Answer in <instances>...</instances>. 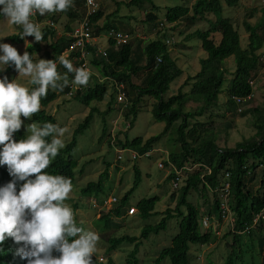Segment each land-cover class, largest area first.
Returning a JSON list of instances; mask_svg holds the SVG:
<instances>
[{"label":"trees","instance_id":"1","mask_svg":"<svg viewBox=\"0 0 264 264\" xmlns=\"http://www.w3.org/2000/svg\"><path fill=\"white\" fill-rule=\"evenodd\" d=\"M223 1L230 8L237 7L240 2V0ZM153 2L154 0H127L124 4L126 3L128 7L137 8L151 5L152 10L158 12L160 8L155 6ZM118 5L119 8L123 4L118 3ZM73 6L67 12H62L72 22L80 18V15H84L82 12L85 11L84 0H74ZM101 9L104 12L98 8V12L91 18V21L95 25L106 17L109 18V21H104L102 27L95 26L97 34L115 29L110 21L114 13L106 15L103 6ZM222 11H224L222 0H196L190 8L168 9L165 20H161L158 14L152 11L146 13L144 22L162 31L163 38L150 41L145 46L142 40H138V46L134 49L131 44L132 37L129 36L128 43L120 46L116 51H108L107 59H102V57L98 60L90 59V64L99 71L104 82H101L99 78L92 77L93 84H88L87 88L77 91L76 95L73 96V100L86 106H90L93 102H102L107 95L105 81H109L114 87L107 105L109 113L115 109V94L118 93L116 84H123L127 88L129 103L125 118L129 120L132 117V124L137 119L143 99L154 100L156 103L154 104L153 115L158 122L166 124L162 134L147 140L142 137L133 140L126 138L125 142L116 139L115 146L110 142L109 146L111 148L132 149L139 155H144L149 151L156 150L155 147L171 133L175 149L170 151L168 159L164 158L161 161L162 169H169L168 181L173 185L180 179L176 172L182 171L181 179L183 182L180 188L176 190L180 196L175 208L173 210L167 209L161 215L162 219L159 223L145 226L140 237H107V244L111 245L108 249L109 252L116 251L124 243L134 244L135 249L125 262L116 263L109 258L106 264H139L140 260L137 258V253L141 246L140 243L152 235H159L166 231L173 219L179 221V233L173 238L170 246L157 251L158 256L152 264H162L167 259L171 264H191L190 250L192 246H208L217 239L216 229L210 227L207 231H202L201 222L205 215L222 220L220 206L223 202L221 197L223 194L221 186L223 182L227 181L225 177L227 173L230 177L228 178L230 183L229 204L234 215V228L228 226L224 235L225 238L233 237V251L227 264H235L234 250L236 248L244 254L243 246L246 245L243 242L244 239H247V246L250 249L254 248L255 243L258 244L260 248L259 258L263 259L264 264V219L260 218L255 224L256 217L264 211V105L255 106V102L258 100L254 95V87L250 86L249 83L254 79L257 70L264 64L261 63L258 54L261 49H264V8L261 19L256 26L253 27L251 24L244 26V31L249 36L246 48L242 46V38L233 23L234 21L224 18L221 15ZM209 15L215 16L214 23L211 22ZM48 17L45 14L39 16V19ZM55 17H51L52 20H56L57 17ZM182 21H188L191 26L196 27L197 30L188 35L186 39L197 38L200 40L202 49L207 56L199 61L200 71L194 76H188L176 94L166 97L171 85L183 75V71L178 66L173 52H171L172 47L175 46V43H172L173 35ZM203 25H206V29L200 31L199 27ZM63 28L64 32L72 33L70 23L64 25ZM19 31L20 34L13 35L9 39L13 42L23 43V39L20 38L22 28ZM42 33L44 39L41 42H35L26 49L33 59L35 55H39L38 53L43 51L42 43L46 44L44 49L47 51L44 54L46 60H52V56L48 52H52L56 57L61 55L70 45L71 40L67 39L66 33L60 38L56 36L53 29L46 28ZM216 33L221 34V38L218 40L214 37ZM180 34L183 35L182 32H179ZM109 43L112 46L114 44L113 42ZM89 50L93 52L92 57L95 56L96 46L89 48ZM79 55V51H73L68 60L78 58ZM231 57L234 58L236 64V70L233 73L229 72L226 64H224ZM158 59H161V63L158 62ZM73 60L80 61V59ZM13 69L14 67H9L7 71ZM59 69L58 73L62 76L67 73L65 68L61 71ZM141 74L143 75L141 83L134 84L133 77ZM227 74H229V79L226 77ZM262 77L264 75H258L256 79ZM68 78L72 80L74 75L68 74ZM64 89L62 92L67 94L69 88L65 87ZM58 90L50 89L48 91L47 97L41 99L42 107H47L57 99L56 91ZM226 94L227 97H225ZM251 95L253 96L249 99ZM221 97H225L226 102L221 103ZM236 100H239V103ZM224 103L229 106L225 107V113L218 119L225 118L227 113L237 114L239 111L243 115L242 117L250 116L256 131L253 137L238 143L235 148H219L218 144L220 138L224 139V133L229 134V130H220L216 127L213 122L212 111L215 108L221 109ZM96 112L98 113L97 108L91 109L89 115L74 131L71 142L60 151L49 168L45 170L46 172L52 175H63L71 180L72 185L75 183V170L78 168V162L73 159L72 155L78 147V138L89 129ZM105 115L103 114V118ZM204 116L206 121L203 122ZM21 119L25 118L22 117ZM32 120L37 125L49 122L58 125L56 118L44 110L35 114ZM230 125L228 123L226 127L229 128ZM107 136V131L104 129L100 141ZM24 137L26 135L21 130L14 134V139L17 142ZM106 163L105 172L97 182H90L81 190V197H94L100 202L101 195L105 194L106 184L110 179L108 171L110 164ZM133 170V187L119 202L114 204V208L109 213L97 220L96 224H102L104 231L111 228L113 217L125 216L130 198L142 182V172L138 165L133 166ZM1 171H7V166L0 167ZM259 176H261L260 188L255 191L256 188L251 186V183H255ZM193 192L198 197L196 204L191 201ZM172 199H175L174 195ZM159 202V197L143 199L138 202L136 208L140 218L147 220L158 215L155 209ZM74 208H78V202L74 204ZM203 210L206 212L203 213ZM78 226L84 227L83 224H78ZM15 247L11 240L5 241L4 250L0 251V264H27L25 260L14 255ZM53 255L58 256L59 253L54 252ZM92 259L93 264H102L94 258Z\"/></svg>","mask_w":264,"mask_h":264},{"label":"rangeland","instance_id":"2","mask_svg":"<svg viewBox=\"0 0 264 264\" xmlns=\"http://www.w3.org/2000/svg\"><path fill=\"white\" fill-rule=\"evenodd\" d=\"M94 1L98 5L99 10L103 11V9H101L103 6L106 15H112L114 13L110 20L111 24H113L117 30L128 33L129 35L131 34V44L133 45V48L136 49L138 46V40H142L143 43H145V46L150 41L163 38L162 31L155 29L154 26L144 22L146 13L152 11L158 14L161 20H165V15L168 9L177 7L190 8L196 0H154L153 4L160 8L158 12L153 11L151 5H145L141 8L128 7L126 3L124 4V2H127V0ZM222 2L224 1L222 0ZM240 2H242V5L240 7L238 6L239 8H237L235 12H232L230 9H224V12L222 11L221 15H223V17L226 19L228 18L234 21L235 27L239 31L242 38V46L243 48H246L249 36L244 31L243 22L245 19H248L252 22V25H255L261 19V10L264 7V0H240ZM118 3H122L123 5L118 8ZM54 15L56 14L50 13L49 19L51 20V17ZM214 17H212V19ZM55 21L59 29H63V26L69 23L73 28L77 23L75 20L72 22L71 19H68L67 15L64 13H60L59 17ZM104 21H109V18L106 17L101 19V23ZM46 26L47 24H44L40 30L44 31ZM177 28L178 29L172 38V43H175V46L172 47L171 52H173L178 66L183 71V75L171 85L169 93L166 97L176 94L188 76L196 75V73H198V71L201 69L199 63L200 59L207 56L206 52L202 49L200 40L197 38L190 40L186 39L188 35L196 30L194 25L191 26L188 21H182ZM199 28L203 27L200 26ZM203 30L205 29H200V31ZM179 32H182L183 35H179ZM18 33L19 30L16 29V26L4 20L3 17H0V38H3L0 42L12 45L17 49L18 54L23 55L26 51L25 49L29 45H32L34 43L33 41L35 40L34 37L31 36L26 37V41L21 44L20 42H13L9 39L11 36ZM214 37L216 40H218L221 38V34L216 33ZM99 44L103 49L107 48V43L105 40ZM45 52L47 51L44 50L43 52L38 53L39 55L36 56V60H46L45 56L43 55ZM48 53L50 54V52ZM258 54L262 56L264 54V49L259 51ZM61 56L64 58L68 57L67 54ZM229 59L230 60L226 66L229 72L233 73L234 70H236V64L233 57ZM142 64L144 65V63ZM262 65L263 66L260 67L255 73V77L253 79L255 85L254 95L258 100L255 102V106L264 105V77L256 79L258 75H264V64ZM93 70L95 71L94 76L100 78L98 71L96 69ZM227 75L228 76L226 77L229 79V74ZM3 76H7L9 82H11L18 78V73L15 71V69H13L12 71L0 73V78ZM142 78V74L140 76L133 77V83L140 84ZM28 79L29 78L27 77H21L17 79L16 82L22 86L30 88L31 85L28 83ZM89 84L92 85L93 82L90 81ZM106 84L107 95L102 102H93L90 106L82 105L80 102L73 100V98L69 100V97L64 96L63 92L58 90L57 99L45 107L46 113L54 116L57 119L58 124H60V127L65 129V134L63 137H61L65 143V146L71 142L74 131L89 115L91 109H98V113H94V117L89 129L83 136L78 138V147L72 155L73 159L77 160L78 162V168L76 169V181L72 185V192L69 194V198L65 201V203L73 210L77 224H83V228L86 231H94L98 233L100 239L93 257H95V260H98V262L104 264L107 263L109 258H111L116 263H123L127 260L130 253L135 249L134 244L129 245L124 243L120 245L116 251L109 252L108 249L111 245L107 244V237H140L145 226L159 223L162 219L161 215L167 209L173 210L175 208L180 196V193L176 190H178L177 188H180L183 182L181 179V182L178 186L173 185V183L168 181V176L170 175L169 169L159 168L161 160L167 158V156L170 154V151L175 149V144L173 145L172 143L171 133L163 138L160 144L155 147L156 150L158 149L160 151L158 152L155 150L152 152V156L150 158L143 156L137 161H132L131 153L133 151L125 150L121 154L122 159L120 161L118 160L119 153L117 151H119L121 148H111L109 146V142L114 145L116 139L125 142L126 138L128 140H133L139 137L147 140L153 136L162 134L166 124L164 122H158L155 119L153 115V109L156 102L150 98L143 99L139 108V114L133 124L131 123L132 117L129 120L125 118L127 107L124 108V105L118 104L116 94V103L114 104L115 109L108 113L107 105L110 100L109 96L114 91V87L109 81H106ZM225 97H227V94ZM225 97H221V103L226 102ZM227 106L229 105L227 104ZM227 106L224 103L221 109L215 108L212 111L214 117L213 122L215 123L216 127L220 130H229L228 135L224 133V139H219V148H235L238 143L249 140L255 135L256 132L253 128V123L250 119V116L242 117L243 115H241L239 111L237 114L227 113L225 118L218 119V117L223 116L225 113V107ZM103 114H106L104 118ZM202 121H206L205 116L202 118ZM31 123L35 122L32 119L25 120V125H30ZM228 123L231 124V128L229 127L230 129L226 127ZM104 129H106L108 136L100 141ZM21 130L26 136L29 134L26 131L25 126H22ZM106 162L110 164L108 170L110 179L109 182L107 181V184L105 183L106 191L104 195H101V198L103 202L105 201L104 205L108 206V208H99L95 210L90 204L91 199L94 198L81 197V190L84 189L88 183L97 182L99 180V177L105 172L107 168ZM135 165H138L142 172V182L138 189H136V191H134L132 194L127 211L131 207L136 208L138 202L143 199L159 197L160 202L156 205L155 209V212L158 213V215L144 220L140 218L139 212L136 210V214L131 217L127 215H125L122 219L113 217L111 228L104 231L102 224H96L97 220L107 213V211L110 212L111 209L114 208V206L110 205V203L108 204V200L111 197L118 198L119 202V200L122 199L124 195L133 187V166ZM260 180L261 176L257 177L255 183H251V186L256 188L255 191L260 188ZM173 195L175 199H172ZM197 200L198 197L196 193L193 192L191 201L196 204ZM76 202H78L77 209L74 208V204H76ZM204 212L206 211L203 210V213ZM178 222V219H173L170 221L166 231L161 232L159 235H152L140 243L141 246L139 247L137 253V258L140 260L139 264H152L158 256L157 251L171 245L173 238L179 233ZM221 226L222 227L219 231L220 233L217 235V239L213 244L208 246L191 247V264H227L228 258L233 251V237L225 238L224 235L227 232V224L225 223ZM205 228H207V226H204L202 231H205ZM243 242L246 244L243 246L244 254L240 253L237 248L234 250L235 264H263V259L259 258L260 248L258 247V244L255 243L254 248L250 249L247 246V239H244ZM162 264H171V262L167 259Z\"/></svg>","mask_w":264,"mask_h":264},{"label":"clouds","instance_id":"3","mask_svg":"<svg viewBox=\"0 0 264 264\" xmlns=\"http://www.w3.org/2000/svg\"><path fill=\"white\" fill-rule=\"evenodd\" d=\"M86 2L87 0H84V15H80L81 17L75 20L77 23L72 28V32L80 22L87 20L96 39L94 44L96 53L92 57L93 52L89 50V56L85 60L77 62L73 60L77 58L68 60L73 53L71 51L73 40L68 36L70 32H64V28L59 29L56 21L52 18L49 19L50 13L56 14L54 16L58 18L60 13L67 12L70 7H74V0H0V17L16 26L18 30L22 28L20 38L23 39V43L26 41V37L30 36L34 37V43L41 42L44 35L40 28L44 24H47L46 28L53 29L58 38L66 33L67 39L71 40L69 47L61 54H67L68 57L64 58L61 55L55 57L50 52L52 60H36L37 55L33 59L28 51L20 55L12 45L0 42V73L7 71L6 69L9 67H14L18 73L17 79L27 77L29 78L28 83L31 85L30 88L22 86L16 82L17 79L9 82L7 76L0 78V167L7 166V171L0 172V177H5L3 185L0 186V251L4 250L5 241L11 240L16 246L14 255L21 260H25L27 264H93L92 258L95 259L93 254L96 252L100 239L98 233L86 231L83 227L78 226L73 210L65 203L72 192L71 180L63 175H52L45 171L65 147V143L61 139L65 134V129L60 127V124L50 122L42 125L36 123L25 125V120L21 119V117H24L31 120L40 111H46L45 107L41 105V99L47 97L50 89H59L62 92L65 87H68L67 94L64 92L63 94L69 97L70 100L76 95L77 91L87 88L89 82H93L92 77H96L93 70L96 68L90 64V59L98 60L101 57L107 59L108 51H116L124 45H118L109 34L113 32L131 35L116 28L97 34L95 26L102 27L103 23L100 20L95 25L91 18L98 12V5L96 4L95 12L88 16ZM222 5L224 9L235 12L242 5V2H239L237 7L234 8L228 7L226 2H222ZM45 14L49 17L39 19V16ZM209 17L211 22L214 23L216 18L213 15H209ZM212 17L214 18L212 19ZM251 23L250 20L245 19L243 26ZM258 23L259 21L255 25L251 24V26L254 27ZM202 27L200 29H206V25ZM18 34H20V31ZM2 39L0 38V41ZM104 40L107 43L105 49L99 44ZM109 42H113V46ZM44 45L46 46L42 43L43 51L45 49ZM91 47L93 46L89 48ZM259 56L261 63H264V54ZM83 64H85V67H83ZM58 68H60V71L65 68L67 73L62 76L58 73ZM68 74L74 75V78L69 80ZM99 79L104 82L101 76ZM250 82H253L250 86L254 87V81ZM125 91L127 99L126 86ZM56 93L58 97V91ZM236 102L239 103V100H236ZM118 104L124 105L122 103ZM128 104L127 101L124 107H127ZM22 126L26 127L29 134L17 142L14 139V134L19 132ZM125 150L133 151L132 149H120L117 152ZM156 151L159 152L160 150L157 149ZM113 199H115V202H112ZM117 202L118 198L116 197H111L108 200V204L110 203L112 206ZM90 204L95 210L108 208L104 205L105 201L103 202L102 199L100 202L95 198L91 199ZM229 208L233 226H231L230 221L224 222L207 215L204 217L211 219L210 227L216 229V236L220 233L221 225L225 223L227 224L226 228L228 226L234 228V215L231 212L230 204ZM135 209L137 210V208ZM128 211L126 209L125 215L127 216H129ZM201 223L203 227V220ZM205 229L207 231L208 228ZM54 252L59 253V255H53Z\"/></svg>","mask_w":264,"mask_h":264},{"label":"built area","instance_id":"4","mask_svg":"<svg viewBox=\"0 0 264 264\" xmlns=\"http://www.w3.org/2000/svg\"><path fill=\"white\" fill-rule=\"evenodd\" d=\"M86 6L88 7V16L93 14L97 8L96 3L94 2V0H87L86 2ZM94 33L92 31V27L88 24L87 20H85L84 22H80L79 25L73 30L72 33H70L68 36L73 40L72 44H71V51H79L80 55L77 59L80 60H85L86 57L89 56L90 51H89V47L90 46H94L96 39L93 36ZM109 36L111 38H113L118 45H122L125 44L128 39L129 36L123 33H110ZM158 62L161 63V59H158ZM83 67H85V64H83ZM250 84L252 85L253 82H250ZM116 89H118V93H117V100L118 103H122L125 105V103H127V99H126V91H125V85L123 84H116ZM124 151H120L119 152V157L118 159L121 160V154ZM146 157V158H150L152 156V152H147L144 155H139L137 152L133 151L131 153V157H132V161H137L140 157ZM168 159V158H166ZM162 161V160H161ZM159 168L162 169L163 168V164L160 163L159 164ZM179 176H180V182H181V175H182V171H178L176 172ZM226 180L225 182L222 183V204L220 206V210H221V219L224 222H228L230 221L231 226H233V220L231 218V213H230V208H229V201H228V197L230 194V185H229V174L227 173L225 175ZM179 180H177L178 182H176L174 185L178 186ZM112 202H115V199L112 200ZM136 214V209L135 208H130V210L128 211V215L129 216H133ZM262 218L264 219V211L258 215L255 219V224L258 223L259 219ZM203 225L207 226V228H209L211 226V219L206 217L203 220ZM203 226V227H204Z\"/></svg>","mask_w":264,"mask_h":264},{"label":"water","instance_id":"5","mask_svg":"<svg viewBox=\"0 0 264 264\" xmlns=\"http://www.w3.org/2000/svg\"><path fill=\"white\" fill-rule=\"evenodd\" d=\"M4 181H5V177H0V186L3 185ZM6 181H9V180H6Z\"/></svg>","mask_w":264,"mask_h":264}]
</instances>
